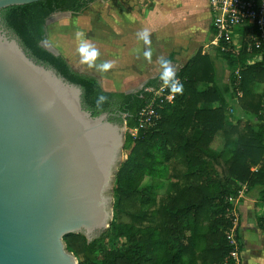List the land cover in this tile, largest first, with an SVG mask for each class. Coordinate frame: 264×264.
Listing matches in <instances>:
<instances>
[{
    "label": "trees",
    "instance_id": "16d2710c",
    "mask_svg": "<svg viewBox=\"0 0 264 264\" xmlns=\"http://www.w3.org/2000/svg\"><path fill=\"white\" fill-rule=\"evenodd\" d=\"M93 1L40 0L0 10L33 56L83 87L93 114L116 105L122 111L116 121L127 125L110 226L90 242L82 233L66 234L68 250L79 264H233L227 231L237 211L241 253L245 198L264 230V58L250 61L248 39L239 53L200 47L176 71L182 92L160 109L155 125L132 134L148 97L144 88L158 85L159 76L136 92L107 91L42 43L54 12L78 14ZM99 95L107 102L98 109Z\"/></svg>",
    "mask_w": 264,
    "mask_h": 264
},
{
    "label": "water",
    "instance_id": "95a60500",
    "mask_svg": "<svg viewBox=\"0 0 264 264\" xmlns=\"http://www.w3.org/2000/svg\"><path fill=\"white\" fill-rule=\"evenodd\" d=\"M83 93L0 19V264H79L64 236L110 226L127 125Z\"/></svg>",
    "mask_w": 264,
    "mask_h": 264
},
{
    "label": "rangeland",
    "instance_id": "374dc122",
    "mask_svg": "<svg viewBox=\"0 0 264 264\" xmlns=\"http://www.w3.org/2000/svg\"><path fill=\"white\" fill-rule=\"evenodd\" d=\"M131 1L94 0L78 14L56 12L47 21V37L42 43L46 48L63 55L74 70L90 75L96 74L104 89L136 92L142 89L149 79L159 76L160 69L157 65V58L160 56V48L157 45L160 43V25L154 24L153 21L140 25L137 22H131L129 15L126 16V8L130 10L133 6ZM197 2L201 3V7L193 12L191 7H195ZM138 3L143 4L146 8V16L152 10L151 7L154 6L153 0H138ZM178 8L186 9L185 19L189 21L199 17V12L206 11V5L202 0H181ZM143 28L149 29L151 34V47L153 49L151 63L144 59L143 50L146 46L142 41H138L135 35ZM202 29L204 32L200 31L190 44L185 43L180 46L179 56H176L177 62L171 63L175 70L194 54L198 46L203 45L206 27L202 26ZM77 33H83L99 49L101 55L97 63L103 60H111L115 66L108 72L100 73L94 69H89L86 65H81L76 52ZM157 35L158 37H156ZM115 39L118 40L119 50L117 51L114 48ZM127 39L132 41L129 43L131 46L127 45ZM131 49L134 50L135 54L131 53ZM212 50L213 47L210 46L206 52ZM218 66L221 69L219 63ZM126 156L127 153L124 149L123 158ZM252 206L253 201L249 198H245L241 203V208L247 211L244 214L246 219H243L244 228L247 231L244 235L245 253L249 252L255 243H264V230L256 226L252 217ZM255 233L257 234L256 238H254Z\"/></svg>",
    "mask_w": 264,
    "mask_h": 264
},
{
    "label": "built area",
    "instance_id": "2783aa9c",
    "mask_svg": "<svg viewBox=\"0 0 264 264\" xmlns=\"http://www.w3.org/2000/svg\"><path fill=\"white\" fill-rule=\"evenodd\" d=\"M207 4L214 28L209 46L219 47L224 52L239 53L248 39L250 61H261L264 58V0H207ZM144 91L148 97L138 112V126L131 129L132 134L155 125L161 116L160 109L173 103L176 96L162 82L145 87ZM244 191L245 188L239 191L238 199L245 195ZM233 214L232 227L227 231L229 242L233 245L230 256L233 264H242L236 232L239 214L237 211Z\"/></svg>",
    "mask_w": 264,
    "mask_h": 264
},
{
    "label": "crops",
    "instance_id": "0c3cea01",
    "mask_svg": "<svg viewBox=\"0 0 264 264\" xmlns=\"http://www.w3.org/2000/svg\"><path fill=\"white\" fill-rule=\"evenodd\" d=\"M154 6L151 7L152 10L149 11V14L146 16V8H144L143 4H139L138 0H132L131 4L133 5L130 10L126 8V16L129 15L130 21L133 23L146 24L148 21H153V23L160 25V43L157 45L160 49V56H164L165 58L171 59V63H176V56H179L180 46L182 44L188 43L190 44L192 40L195 39L196 35L200 31H203L202 26H205L204 33V43L197 47L203 49V53L206 52L207 48L210 47L211 41L213 40L214 28L212 25V15L210 9L207 4V0H202L206 5L205 12H199V17L193 18V20L185 19V10L178 8L181 4V0H153ZM201 7V3L197 2L195 7H191L193 12L197 11V8ZM151 13V14H150ZM198 16V14H197ZM197 18V19H196ZM204 32V31H203ZM154 37V36H153ZM158 37V35L156 36ZM115 50H119V46H117L118 40L115 39ZM127 45L131 43V40H126ZM130 45V44H129ZM131 46V45H130ZM133 54L134 50L131 49ZM197 51V50H196ZM195 51V52H196ZM194 52V53H195ZM181 67V66H180ZM179 67V68H180ZM177 68L175 72L179 69ZM97 77L96 74H92ZM161 82V81H160ZM107 91H114L113 89H105ZM240 210L242 214V228L243 235L247 232L244 228V220L246 219L247 211H244L241 208ZM245 229V230H244ZM254 233V232H253ZM257 237L255 233L254 238ZM251 246V245H250ZM244 246L241 251L242 264H264V243H255L251 246L249 252H244Z\"/></svg>",
    "mask_w": 264,
    "mask_h": 264
},
{
    "label": "clouds",
    "instance_id": "9594fccd",
    "mask_svg": "<svg viewBox=\"0 0 264 264\" xmlns=\"http://www.w3.org/2000/svg\"><path fill=\"white\" fill-rule=\"evenodd\" d=\"M138 41H142L146 46L143 50V57L149 63L152 62L153 49L151 47V34L149 29L143 28L139 30L136 34ZM77 47L76 52L79 56V63L81 65H86L89 69H94L97 72L105 73L112 69L115 65L111 60H103L97 63L101 55L99 49L90 42L83 33H77ZM157 65L160 69L159 79L163 85L168 88L172 93H181L183 90V85L179 82L176 77L175 69L171 66V60L165 58L164 56H159L157 58ZM107 102V97L104 95L97 96L95 100V105L99 109Z\"/></svg>",
    "mask_w": 264,
    "mask_h": 264
},
{
    "label": "flooded vegetation",
    "instance_id": "af4514ba",
    "mask_svg": "<svg viewBox=\"0 0 264 264\" xmlns=\"http://www.w3.org/2000/svg\"><path fill=\"white\" fill-rule=\"evenodd\" d=\"M108 112L111 114V118L114 121H116L122 113V111L116 105H113L111 110H109Z\"/></svg>",
    "mask_w": 264,
    "mask_h": 264
}]
</instances>
